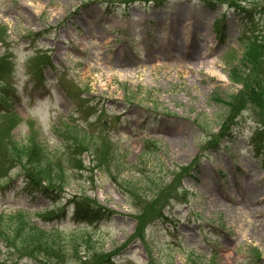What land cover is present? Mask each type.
Returning a JSON list of instances; mask_svg holds the SVG:
<instances>
[{
    "label": "rangeland",
    "instance_id": "obj_1",
    "mask_svg": "<svg viewBox=\"0 0 264 264\" xmlns=\"http://www.w3.org/2000/svg\"><path fill=\"white\" fill-rule=\"evenodd\" d=\"M232 10L200 0H0V95L9 93L0 96V234L20 214L89 240L71 260L75 246L60 244L57 264L114 251L115 264H264V65L250 95L230 82L227 63L254 30L264 37V8L250 11L255 28ZM215 96L234 97L224 121ZM25 172L62 193L31 195ZM147 176L158 186L141 193ZM75 194L113 215L75 224L68 208L61 221L40 218ZM156 200L166 218L139 229ZM5 252L0 242V264H38Z\"/></svg>",
    "mask_w": 264,
    "mask_h": 264
},
{
    "label": "trees",
    "instance_id": "obj_2",
    "mask_svg": "<svg viewBox=\"0 0 264 264\" xmlns=\"http://www.w3.org/2000/svg\"><path fill=\"white\" fill-rule=\"evenodd\" d=\"M124 2L131 1V0H122ZM146 3H152L155 5H164L169 0H140ZM204 7L210 10L216 9L219 5H227L230 10H232L235 14H237L240 18L244 26L247 28L256 27L257 22H255L254 18L250 17V11L257 9H261L259 12L262 13V9L264 8V0H200ZM246 4H252V9L249 10ZM247 7V8H245ZM258 30H254L249 38H243L240 40L242 53L240 57L237 56L235 51H231L228 53V60L227 63L229 65V72H228V79L232 84L237 85L240 83H244L245 85H249L251 94L258 92L260 89L258 87L259 80L257 76L254 79L251 77L255 75L256 68L259 65H264V37L257 35ZM5 33V31H3ZM2 42V41H0ZM6 58L0 56V76H2L5 65H6ZM235 63V64H234ZM264 74V72H263ZM253 82V86H251ZM243 87V85H242ZM244 89V87H243ZM1 97L9 96L8 93H2ZM234 97H228L225 100L220 99L219 96H215V101L218 104H222L228 109L232 106V101ZM261 105H258V107ZM264 111V109L262 110ZM260 113V112H259ZM227 117V110L226 115L223 121ZM222 121V122H223ZM234 125V123H230L225 126H222V132L226 133V130L230 129L229 126ZM233 128V127H232ZM76 129V128H75ZM224 134H222L223 136ZM255 136V135H254ZM75 145L79 146L77 148ZM73 145L72 151L77 152L78 149H83L81 143H75ZM214 146V145H213ZM257 150L259 149L257 145H255ZM217 148V146H216ZM78 155H76L74 159V163H77V167L79 169V161ZM43 167V165H41ZM43 172V169L41 170ZM40 170L36 173L39 177L41 175ZM60 175L63 173L59 172L58 170L54 171L52 177L54 178V183ZM48 175V173H47ZM24 176V189L26 191H31V195L34 193L36 194H43L48 199L55 201L54 197L52 196L55 193H62L60 188L49 187L43 184V180L46 178L41 176V180L37 179L35 175L31 172H25ZM47 179V178H46ZM113 179V178H112ZM114 180V179H113ZM144 187H138L137 189L144 188L145 190H141V193H144L146 190H151L153 192L156 191L158 183L154 180L152 176H147V181H141ZM132 191H137L136 187L132 186ZM53 193L52 195H50ZM144 194L143 196H145ZM57 203L59 202L56 201ZM158 204V200L152 203V207L150 209V214L143 215L141 218L144 219V222L140 224L141 229L144 225L148 224L149 221L153 222L155 220H164L166 217L164 214L160 213L161 210L156 206ZM68 208L71 209V220L80 223V224H94L102 221H107L113 215V213L96 203L94 200L87 198L86 196L81 195H73L71 198L67 199L65 203L60 207L57 208L55 212L49 213L48 211L44 212L41 215V218L44 220L45 223L52 222L54 220H62L66 218L68 214ZM153 209V210H152ZM49 210V209H48ZM5 221L4 224L1 226V230H7L0 234V242H2L6 248V254L11 256L13 253H17L18 257L21 258H29L30 261L36 262L38 264H57L59 259L62 258V255H65L64 252H67V247L74 245L73 254L68 256V259L71 260L76 255H78V242L86 243L89 245V240H85L81 234L74 233L69 236L64 235L62 233H58L55 229H47L41 226L38 222H30L25 221L23 216L18 214L15 216L10 217L8 220ZM5 227V228H4ZM12 235V236H11ZM62 244L64 248V252L62 248H59V245ZM93 253H97L93 251ZM116 252H111L104 255H96L97 259L92 262V264H115L111 259ZM58 260L56 261V258ZM16 264V263H15Z\"/></svg>",
    "mask_w": 264,
    "mask_h": 264
}]
</instances>
